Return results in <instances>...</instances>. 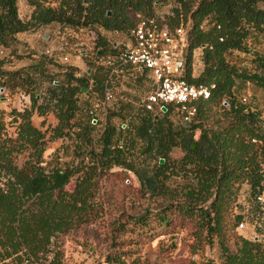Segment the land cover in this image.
<instances>
[{"label":"trees","instance_id":"trees-1","mask_svg":"<svg viewBox=\"0 0 264 264\" xmlns=\"http://www.w3.org/2000/svg\"><path fill=\"white\" fill-rule=\"evenodd\" d=\"M25 1L31 13L21 19L17 0H0V46L7 47L18 32L56 22L94 32L95 48L103 55L108 42L102 31L130 36L140 19H153L169 29L188 23L182 77L207 86L210 93L194 102L196 113L188 121L175 105L167 104L165 111H143L138 121L123 122L124 127L110 124L114 113L109 112L99 129L89 106L113 92L106 84L101 92L95 82L109 74L110 66L91 64L89 72L77 74L74 66L50 57L27 69L8 70V59L0 56V87L23 90L30 98L22 110H0V264H69L58 240L102 216L98 194L102 181L116 173L114 168L142 177L151 198L158 199L139 212H122L114 222L116 232L128 229L142 238L190 225L195 239L191 250L195 252L202 239L215 241L220 258H188L178 264H264V239L240 232L244 216L237 211L243 186L251 200L264 192V119L242 95L246 84L264 89V74L249 72L244 64L239 68L229 59L244 53L256 68H264L263 44L253 43L264 41V0ZM166 5V12H157ZM196 50L202 67L193 75ZM47 63L59 71H49ZM34 113H52L56 123L47 125L43 118L41 127L36 126ZM171 113L180 120L178 125L169 120ZM57 139L69 141L60 148L70 149L71 159L61 161L55 150L45 161L48 142ZM175 147L182 155L171 159ZM144 152L156 160L139 169L137 160ZM172 177L183 181L170 184ZM71 182L73 189L68 190ZM123 251L106 254L104 264H125Z\"/></svg>","mask_w":264,"mask_h":264},{"label":"rangeland","instance_id":"rangeland-1","mask_svg":"<svg viewBox=\"0 0 264 264\" xmlns=\"http://www.w3.org/2000/svg\"><path fill=\"white\" fill-rule=\"evenodd\" d=\"M168 8L169 5L161 6L157 9V12L162 14ZM102 33L108 42V47L104 54L101 55L102 49L100 50L98 48L96 50L94 45L95 40L90 39V49L87 54L88 62H86V66L91 64L109 66L107 61L113 60L112 56L116 54L119 46L129 39V35L126 33L106 31H102ZM253 43L256 45L263 44L262 49L264 52V41L261 40ZM251 46L254 47L253 44ZM76 54L79 55V52L76 51ZM229 59L239 68L244 64L249 72L256 70L264 74V68H256V63L252 61L250 55L233 53ZM200 61L199 50H196L193 58V75H196L201 69L199 66ZM85 70L84 67L82 73ZM86 71L89 72L88 70ZM115 77L116 75L109 77V74H107L103 80L97 81L95 79L98 90L104 92L106 84L113 91L110 99H102L104 105L99 104V106H96L93 100L90 101L89 108L95 114L94 116H96L97 122H100L99 129L105 125L106 115L109 112L114 113L110 117L109 123L117 127L123 122L129 124L130 121H138V116L145 111L139 104L145 91L151 87L150 76L146 75V73L143 74V72L137 73L130 67H124L123 72L116 77L113 83ZM242 95L247 97V104L258 108L264 119V89L252 83L246 84L243 87ZM80 96L85 98V95L80 94ZM0 97H6L4 101L0 100V107H6L7 111L11 106L20 107L25 104L21 96L8 100V95L5 91L0 92ZM84 113L85 111L79 112L80 115ZM43 118L45 124L47 122L49 123L48 114L43 117L35 113L32 115L33 122L38 124L39 127H41L40 120ZM169 120L174 125L180 123V120L174 113H171ZM125 123L122 124L123 127ZM68 143V140L61 139L48 142L44 152L45 161L49 160L55 150H57L56 154H59L61 161L71 159L70 149L63 151L60 148L61 144L66 145ZM169 155L171 159L179 158L182 152L178 147H175ZM23 160L24 157L21 155L17 163L20 165ZM155 160L156 158L153 155L149 157L144 152L139 155V160H137L138 165H140L138 168L142 169L143 166H151ZM118 170L120 169H112L116 173H113L102 181V187L98 194L99 200L102 202L104 208L102 216L90 224L82 225L69 234L61 236L58 240L63 243L64 259L69 264H98L99 262L104 264L106 254L121 252L122 250H126L123 251L124 253L120 257L125 264H178L188 258L198 262L208 258L213 260L220 258V250L215 241L208 242L206 239H202L197 250L195 252L191 250V245L195 243V239L191 235L193 229L190 225L184 228L174 226L166 229L165 233H155L152 237L148 235L142 238L139 237L137 232H130L128 229L116 232V223L114 222L121 216L122 212V214L139 212L146 206H154L158 200L156 199L154 201L151 198L150 190L143 183L142 177H137L132 172L120 173ZM141 175L143 176V173ZM173 180L178 182L183 181L181 177H172L170 184ZM67 189H73L72 182L67 185ZM237 202L239 203L237 211L242 212L244 216V226H241L240 232L249 238L257 235L259 239L263 240L264 206L260 207L256 200H251L246 187H242L237 197ZM125 220V217L120 219L122 222ZM124 228H129V224H126ZM112 235H116L115 239L111 238Z\"/></svg>","mask_w":264,"mask_h":264},{"label":"built area","instance_id":"built-area-1","mask_svg":"<svg viewBox=\"0 0 264 264\" xmlns=\"http://www.w3.org/2000/svg\"><path fill=\"white\" fill-rule=\"evenodd\" d=\"M81 30L86 31L85 28ZM187 31L188 23H180L169 29L159 26L153 19H140L113 60L107 61L111 67L109 76L122 72L124 67L148 71L151 87L140 100L139 105L143 110L161 111L162 106L172 104L176 106L182 119L188 121L196 113L194 102L209 96L207 86L188 83L182 77ZM111 97L112 94L107 91L104 99ZM256 200L264 203V192L257 195Z\"/></svg>","mask_w":264,"mask_h":264},{"label":"crops","instance_id":"crops-1","mask_svg":"<svg viewBox=\"0 0 264 264\" xmlns=\"http://www.w3.org/2000/svg\"><path fill=\"white\" fill-rule=\"evenodd\" d=\"M48 1H50V3L53 5L57 3V0ZM17 4L19 17L21 19H27L31 13V7L26 3L25 0H20V3L19 0H17ZM94 37L95 34L91 31H76L74 28L61 26L56 22H51L41 26L39 29L33 32L25 31L16 33L14 40L7 47L0 46V56H5L8 59V64L5 66V68L8 70L27 69L33 64H37L39 62L42 63L44 62V59L46 60L50 57H53L61 65L74 66L77 69V74H81L84 67L87 70L89 69L86 66V60L90 49V39H94ZM76 51L79 52V55L76 54ZM45 66L51 72L59 71L58 69H52L51 65L48 63L45 64ZM199 66L200 68L202 67L201 61ZM135 71L137 73H142L145 71L148 73L147 70ZM32 72L33 70L31 73ZM147 75H149V73ZM3 91L7 93L8 100L18 96H21L24 99L25 104L21 105L20 107L11 106L10 108L22 110L25 107H29L30 98L29 95L25 93V91H10L6 88H3ZM82 92L84 94L86 90ZM4 98L6 99V97ZM5 99L0 97L1 101H4ZM103 100H101L99 97L96 98L95 105L99 106V104H102ZM3 109L6 111L7 108L0 107V110ZM48 117L50 121L49 123L47 122V125H54L56 123L54 115L52 113H48ZM35 125L39 126L38 124Z\"/></svg>","mask_w":264,"mask_h":264},{"label":"water","instance_id":"water-1","mask_svg":"<svg viewBox=\"0 0 264 264\" xmlns=\"http://www.w3.org/2000/svg\"><path fill=\"white\" fill-rule=\"evenodd\" d=\"M94 33V32H93ZM95 34V33H94ZM89 71V69H88ZM86 89L85 88H82V91H85ZM0 92H3V87H0ZM2 99H5L4 97H2ZM166 110V107L165 106H162L161 107V111H165ZM93 123L97 122L96 120V116L93 117ZM192 148H194V145L191 146ZM159 162L162 163L163 162V158H160L159 159Z\"/></svg>","mask_w":264,"mask_h":264}]
</instances>
